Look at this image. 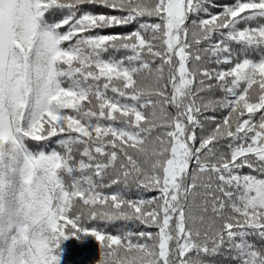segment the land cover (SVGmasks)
Here are the masks:
<instances>
[{
    "label": "snow or ice",
    "instance_id": "obj_1",
    "mask_svg": "<svg viewBox=\"0 0 264 264\" xmlns=\"http://www.w3.org/2000/svg\"><path fill=\"white\" fill-rule=\"evenodd\" d=\"M264 264V0H0V264Z\"/></svg>",
    "mask_w": 264,
    "mask_h": 264
},
{
    "label": "trees",
    "instance_id": "obj_2",
    "mask_svg": "<svg viewBox=\"0 0 264 264\" xmlns=\"http://www.w3.org/2000/svg\"><path fill=\"white\" fill-rule=\"evenodd\" d=\"M61 247V264H95L97 246L92 237L80 241L70 238Z\"/></svg>",
    "mask_w": 264,
    "mask_h": 264
}]
</instances>
